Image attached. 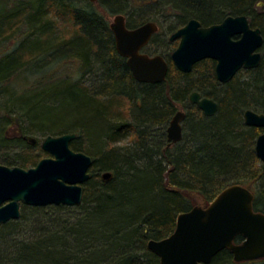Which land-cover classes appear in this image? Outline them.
I'll use <instances>...</instances> for the list:
<instances>
[{"label": "trees", "instance_id": "obj_1", "mask_svg": "<svg viewBox=\"0 0 264 264\" xmlns=\"http://www.w3.org/2000/svg\"><path fill=\"white\" fill-rule=\"evenodd\" d=\"M147 1L172 12L165 30L170 34L191 18L208 26L227 15H246L263 36L260 65L220 83L214 60L203 59L183 73L169 55L163 82L140 83L116 53L105 17L130 14L131 0H0V45L16 41L0 54V111L7 122L0 143L20 150L0 161L35 165L42 150L24 152L37 144L24 138L33 130L46 136L74 133L70 147L92 157L80 204H22L18 219L0 224V264H160L147 241L172 233L193 196L207 205L234 183L251 190L254 210L264 211V166L255 154L256 137L264 129L243 120L246 108L264 112V0ZM148 20L126 18V25ZM65 24L72 27L67 35ZM163 41L162 50L169 49L171 41ZM73 60L84 71L95 64L97 82L91 89L59 77ZM26 71H41L29 83L31 95L10 85L13 75ZM194 90L218 103L215 115L207 117L189 104ZM66 98L73 104L64 111ZM179 105L187 107L183 136L168 146L166 127ZM11 125L17 134L9 137ZM128 134L129 144H115ZM105 171L112 173L109 180L101 178ZM242 239L238 235L235 242ZM209 264H264V258L235 262L223 249Z\"/></svg>", "mask_w": 264, "mask_h": 264}, {"label": "water", "instance_id": "obj_2", "mask_svg": "<svg viewBox=\"0 0 264 264\" xmlns=\"http://www.w3.org/2000/svg\"><path fill=\"white\" fill-rule=\"evenodd\" d=\"M95 2L96 0H88ZM109 28L116 53L126 59L134 80L140 83H161L166 79L169 64L157 53L150 55L142 49L157 33V22L148 20L128 27L126 15L113 14ZM178 40L170 54L179 71L189 73L203 59L215 61L214 73L220 83L229 82L240 70L257 68L262 60L260 48L263 36L252 27L246 15H227L221 22L208 26L191 18L170 34ZM188 100L205 116L215 115L218 103L197 90ZM185 111L179 109L166 127L168 146L182 139ZM247 126L264 129V112L251 108L243 111ZM31 144L36 138L24 136ZM74 133L47 135L41 149L50 156L41 158L35 166L22 168L0 164V224L20 217V204L27 206L80 204L83 184L89 180L92 157L70 147ZM255 154L264 166V132L255 140ZM112 177L110 171L101 173L103 180ZM254 194L246 186L234 183L223 188L207 205H192L178 213L172 233L162 239H150L147 248L160 264H209L221 250L228 249L235 262L264 258V211L253 208ZM243 237L235 242L236 236Z\"/></svg>", "mask_w": 264, "mask_h": 264}, {"label": "rangeland", "instance_id": "obj_3", "mask_svg": "<svg viewBox=\"0 0 264 264\" xmlns=\"http://www.w3.org/2000/svg\"><path fill=\"white\" fill-rule=\"evenodd\" d=\"M132 1V6L133 10L131 11L130 14L126 15V18L130 20H137L139 17H146L148 19L157 21L160 27L159 33L155 36V39L153 41H151L150 43H148L147 46H145L142 51L148 53V54H163V56L166 58V60L169 59V55L171 54V52L173 51L175 44H177L178 40H174L171 42V45L169 47V49H163V40L166 38L168 39V37L170 36V33H165V30H167V26L168 24L171 23V21L173 20L172 18V12H170L168 9H163L162 4L153 1V2H148L147 0H143L140 2V0H131ZM105 15V14H104ZM105 17L107 18L108 21L112 20L113 14L111 15H105ZM72 27L70 24H65L64 25V33L67 35L69 34V32L71 31ZM16 41L14 40H10V41H6L4 43H2L0 45V54L5 51L6 49L9 48H13L14 44ZM95 64L90 66V70L89 71H84V68H82L81 63L79 60H73L72 62H69L65 65L64 69H62L63 73H59V77H65L69 82H76L77 85L81 88L85 87L88 89H91V87H93L96 82H97V72L94 70L95 69ZM94 68V69H93ZM41 72V71H40ZM39 71L37 73L34 72V74H32L30 71H26V72H21L19 75L15 76L13 75L12 80H11V86L16 88L19 92L22 93H28L30 92V95L33 94V92H35V90L32 91V86H30L29 83H31L32 79L37 77L40 73ZM58 75V73H57ZM96 75V76H95ZM50 76V75H49ZM48 76V77H49ZM4 101V95L0 94V104ZM73 102L68 100L67 98L63 100V105H64V111L70 110L71 106H72ZM189 104H191L189 102ZM182 109V110H187V107H183L181 105H179L177 107V110ZM128 117L125 116V119H127ZM84 119V118H83ZM6 118L4 117V113L0 111V136L3 137L4 136V129H5V125L6 124ZM24 126H28L27 123L23 122L22 123ZM94 128V127H93ZM17 134V129L14 125H11L7 128L6 130V135L11 137L13 135ZM32 137L36 138L37 140V144H35L34 146H30L29 148H26L24 152H35L37 151V149H41V142L43 141V139L46 137V134H41L39 133V131L33 130L29 133ZM57 135V134H56ZM54 135V136H56ZM84 146H86V140L83 139L82 140ZM131 142V134L125 135L124 137H122L119 141H117L115 144L117 145H126L129 144ZM42 150V149H41ZM16 152H20L19 148L14 149V151H9L8 149L4 148V145L0 143V158L3 157H10L12 155H14ZM42 156L40 158L43 157H47L50 156L47 152L42 150ZM84 153H86L85 151H82ZM88 154V153H86ZM90 155V154H88ZM91 156V155H90ZM39 158V159H40ZM0 164L3 165H7L10 167L13 166H19V167H23L20 166L18 164H4L3 162L0 161ZM36 165V164H35ZM34 164H28L27 166L23 167V168H29L32 166H35ZM193 201L192 205H203V200L200 199L198 196H193ZM23 203H21L20 205H22ZM25 205V204H24Z\"/></svg>", "mask_w": 264, "mask_h": 264}, {"label": "flooded vegetation", "instance_id": "obj_4", "mask_svg": "<svg viewBox=\"0 0 264 264\" xmlns=\"http://www.w3.org/2000/svg\"><path fill=\"white\" fill-rule=\"evenodd\" d=\"M158 32V31H157ZM153 37V36H152ZM168 39H169V37H168ZM151 40V39H150ZM170 41V40H169ZM150 42V41H149ZM172 42V41H171ZM178 43V42H177ZM177 46V45H176ZM144 52V51H143ZM151 55V54H150ZM123 58V57H122ZM124 60H125V63H126V59L124 58Z\"/></svg>", "mask_w": 264, "mask_h": 264}, {"label": "bare ground", "instance_id": "obj_5", "mask_svg": "<svg viewBox=\"0 0 264 264\" xmlns=\"http://www.w3.org/2000/svg\"><path fill=\"white\" fill-rule=\"evenodd\" d=\"M232 254V253H231ZM232 258H233V255H232Z\"/></svg>", "mask_w": 264, "mask_h": 264}]
</instances>
